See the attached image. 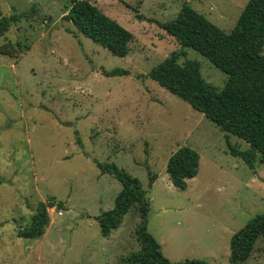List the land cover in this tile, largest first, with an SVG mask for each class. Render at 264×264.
I'll use <instances>...</instances> for the list:
<instances>
[{
	"label": "rangeland",
	"instance_id": "374dc122",
	"mask_svg": "<svg viewBox=\"0 0 264 264\" xmlns=\"http://www.w3.org/2000/svg\"><path fill=\"white\" fill-rule=\"evenodd\" d=\"M183 1L226 32L247 2L92 0L133 33L129 53L120 57L63 18L70 0H0V19L32 13L0 37V264H122L140 249L136 202L109 237L101 235L95 216L113 207L121 183L97 162L116 164L147 190V230L166 258L230 264L232 234L264 212V163L249 168L226 139L240 150L246 142L139 76L180 50L150 19L174 18ZM184 50L207 82L224 86V72ZM117 67L128 74L104 75ZM182 145L199 154L197 174L184 190L166 172L168 157ZM148 169L158 175L150 187ZM52 197L62 207L46 208L45 239L18 237L37 204ZM263 263L259 238L244 264Z\"/></svg>",
	"mask_w": 264,
	"mask_h": 264
},
{
	"label": "trees",
	"instance_id": "16d2710c",
	"mask_svg": "<svg viewBox=\"0 0 264 264\" xmlns=\"http://www.w3.org/2000/svg\"><path fill=\"white\" fill-rule=\"evenodd\" d=\"M31 14L22 12L2 16L0 37L13 23ZM63 18L111 53L120 57L129 53L133 33L100 10L92 0H70ZM150 20L173 36L180 50L171 52L152 66L148 73L139 76L153 79L227 133L246 142L248 148L240 150L226 139L229 152L241 158L249 168H254L256 162L264 163V0H247L229 32L196 11L189 1H183L177 15L170 20ZM184 48L199 52L226 74L221 89L202 77L199 61L186 58ZM180 57H184L181 63L178 62ZM127 74L126 69L119 67L104 72L106 76ZM77 141L80 143L79 139ZM96 164L102 172L114 175L121 183L113 207L95 216L101 234L109 235L133 202L138 206L140 221L135 234L140 249L123 256L122 264H211L195 258L177 262L166 258L159 242L147 230L150 202L146 196L147 190L142 187L139 179L114 163ZM198 166V152L188 145H182L168 157L166 172L171 183L184 190L187 180L197 174ZM147 175L150 187L158 175L150 173L149 169ZM48 206L61 208L62 203L53 197L47 202L40 201L31 217L30 226L18 230L17 236L41 237L49 223ZM259 238H264V212L250 218L232 234L229 263L244 264Z\"/></svg>",
	"mask_w": 264,
	"mask_h": 264
},
{
	"label": "crops",
	"instance_id": "0c3cea01",
	"mask_svg": "<svg viewBox=\"0 0 264 264\" xmlns=\"http://www.w3.org/2000/svg\"><path fill=\"white\" fill-rule=\"evenodd\" d=\"M153 183H154V182H153ZM120 223H121V222H120ZM120 223H119V224H120ZM118 226H119V225H118ZM118 226H117V227H118ZM117 227H116V228H117ZM116 228H115V229H116ZM115 229H112L111 232H110V234L107 235V236H105V237H109V236L114 232L113 230H115ZM101 235H102V234H101ZM45 236H46V232H45V233L43 234V236H42V239H43V240L45 239ZM102 236H103V235H102ZM40 246H41V245H40ZM40 246H39V248H38L39 252H40Z\"/></svg>",
	"mask_w": 264,
	"mask_h": 264
},
{
	"label": "built area",
	"instance_id": "2783aa9c",
	"mask_svg": "<svg viewBox=\"0 0 264 264\" xmlns=\"http://www.w3.org/2000/svg\"><path fill=\"white\" fill-rule=\"evenodd\" d=\"M54 207H55V206H54ZM52 209L54 210V208H52ZM57 214H58V215H61V214H62V211L59 210V211L57 212Z\"/></svg>",
	"mask_w": 264,
	"mask_h": 264
}]
</instances>
